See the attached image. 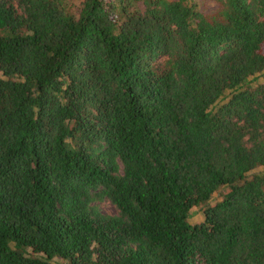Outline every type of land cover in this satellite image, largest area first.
Masks as SVG:
<instances>
[{
	"label": "trees",
	"instance_id": "obj_1",
	"mask_svg": "<svg viewBox=\"0 0 264 264\" xmlns=\"http://www.w3.org/2000/svg\"><path fill=\"white\" fill-rule=\"evenodd\" d=\"M213 1L0 0V264H264V0Z\"/></svg>",
	"mask_w": 264,
	"mask_h": 264
},
{
	"label": "rangeland",
	"instance_id": "obj_2",
	"mask_svg": "<svg viewBox=\"0 0 264 264\" xmlns=\"http://www.w3.org/2000/svg\"><path fill=\"white\" fill-rule=\"evenodd\" d=\"M195 2L197 4V7L200 10H202L203 12L209 13L211 11H214L217 8V4L213 0H195ZM0 78H1V74H0ZM261 78H262V76L258 77V81H260ZM98 207H99L100 211L104 214H107V215H113L114 214L113 207L107 201L100 202L98 204ZM190 212H191L192 216H189L187 218V222L189 224H192L195 222H200L202 220L200 213L197 212V208L191 209ZM50 263L51 264H66L65 261H63L61 259H57V258L51 259Z\"/></svg>",
	"mask_w": 264,
	"mask_h": 264
}]
</instances>
